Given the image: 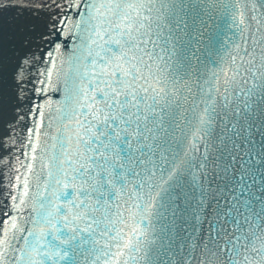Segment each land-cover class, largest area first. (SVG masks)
Segmentation results:
<instances>
[{"label": "snow or ice", "instance_id": "1", "mask_svg": "<svg viewBox=\"0 0 264 264\" xmlns=\"http://www.w3.org/2000/svg\"><path fill=\"white\" fill-rule=\"evenodd\" d=\"M70 11L42 190L11 196L36 216L0 213V264H264V0H0V113L47 85Z\"/></svg>", "mask_w": 264, "mask_h": 264}, {"label": "water", "instance_id": "2", "mask_svg": "<svg viewBox=\"0 0 264 264\" xmlns=\"http://www.w3.org/2000/svg\"><path fill=\"white\" fill-rule=\"evenodd\" d=\"M79 19L80 18L76 15L75 11L68 12L67 23H66V26L63 28L64 35L58 34L56 37L57 43H59L60 41H63L64 44L67 45V47H64L62 45L60 50L55 51L53 53V56L49 63H44L40 65L41 71L48 69L51 71L52 75H51V78H47L45 76L38 77V79H46L47 85L36 84L35 87L47 88V91H46V95L35 94L32 107L30 106V109L34 110L35 105L37 104H41V105L45 104L48 98H51V100L53 101L54 108L51 112H49L47 107L41 108V111L45 112V116L43 118L45 123L42 127H40V118L38 116H34L32 114L29 115L26 130H24L23 135L20 137L22 140V145L19 147L20 151L17 152L18 159H17L16 167H15V170L13 171L14 174L10 181V188H9V191H8V194H7V197H6L1 213H3L4 211H8L9 215L11 216H14L17 218L23 216L25 219H29L30 216L31 217L36 216V213L31 211L30 207L26 208L22 212H17L14 209H12L11 206L14 203H18L19 200L13 202L11 200V196L15 195L17 197H20L24 190L22 183H19L16 180L17 176L20 177L21 181H23L24 179H28L29 181V196L26 198L29 205H31L37 198L36 193L42 190L41 186L46 177V172H43V164L46 161L40 159V157L44 149H50V145L53 142L51 137L53 135H56L55 128L58 127L60 123L59 121H57L56 123L52 124V127H48V124H49L48 116L56 115L55 108L59 107V104H57L56 102L63 100V86L62 85H63L64 73L68 71V68H69L68 63L66 62L68 59V54L70 51H72L75 48L76 45L80 44L79 36L81 35V30L80 28L76 27ZM50 47L52 46L49 45L47 51L50 49ZM78 54L83 55L86 53H84V50L81 49ZM45 56L46 55H42V59L45 58ZM54 88H59L60 90L55 91L53 90ZM2 125L3 124H0V127ZM38 127H39V133L33 134V139L29 141L28 129H36ZM70 127L74 128L75 126L73 124V125H70ZM45 132L48 133L47 136L43 134ZM33 147L37 148V151L35 153H32L31 151ZM32 156H36L37 159L32 160L31 159ZM29 165L32 166V169H33L32 171H28ZM37 176L40 177L39 185L36 180ZM23 207L24 206H22V208ZM19 222L21 226L25 228L31 227L30 223H24L23 220H20ZM79 226L84 227L85 225L83 222H81ZM81 259L83 261V258ZM83 264H88V262L83 261Z\"/></svg>", "mask_w": 264, "mask_h": 264}, {"label": "bare ground", "instance_id": "3", "mask_svg": "<svg viewBox=\"0 0 264 264\" xmlns=\"http://www.w3.org/2000/svg\"><path fill=\"white\" fill-rule=\"evenodd\" d=\"M56 11H59V9H56ZM19 39H20V36L18 34L13 36V30L10 29L8 32V35L5 37V40H4L5 50H7V53L9 55L12 53L9 51V49H11L12 47L15 49H18L20 47ZM48 46L49 45H45L43 51L39 53L41 58H42V55H46ZM16 54L19 55V52H17ZM35 85H36L35 83H29L27 85L28 91L23 94L22 106L18 110L19 114L23 116V119H17L16 118L17 112H13L11 111V109H9L6 113H1L0 124H3V125L0 127V141H4L8 145H11L13 144V141H12V139L14 138L13 136L15 135L18 136V140H19L20 137L23 135L24 130H26L27 122H28L29 115H30V112H29L30 106L32 107L33 99L35 96L33 95V91H32ZM12 131L14 132L15 135L11 133ZM16 143L17 142L14 141V144ZM7 149L8 148H0V213L4 206V203H5L8 191H9L8 188H10L9 187L10 181L13 177V174H14L13 171L15 170L17 159H18V156L16 155L17 153L13 154L14 156L13 155L9 156ZM8 160L11 161V166H9Z\"/></svg>", "mask_w": 264, "mask_h": 264}, {"label": "rangeland", "instance_id": "4", "mask_svg": "<svg viewBox=\"0 0 264 264\" xmlns=\"http://www.w3.org/2000/svg\"><path fill=\"white\" fill-rule=\"evenodd\" d=\"M16 38H17V37H16ZM14 41H15V40H14ZM13 49H15V48L12 47L11 49H9V51L12 52ZM11 54H12V53H11ZM11 54H10V55H11ZM33 95H35L34 92H33ZM11 133H12L13 135H15L13 131H12ZM13 135H12V136H13ZM13 137H14V138L12 139L13 144H11L10 147L7 149V150H8V155H9V156H12L13 154L17 153V150L20 151L19 147L22 145V140H21V138L18 140V136L15 135V136H13ZM14 141H16L17 143L14 144ZM16 155H17V154H16ZM13 156H14V155H13ZM12 159H13V158H12ZM12 159H11V160H12ZM8 162H9V166H11V161L8 160ZM9 187H10V185H9ZM8 189H9V188H8Z\"/></svg>", "mask_w": 264, "mask_h": 264}]
</instances>
